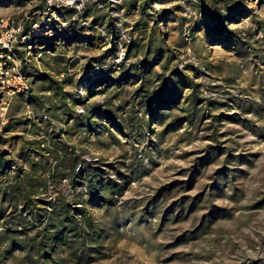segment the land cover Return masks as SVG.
Wrapping results in <instances>:
<instances>
[{
	"label": "rangeland",
	"instance_id": "374dc122",
	"mask_svg": "<svg viewBox=\"0 0 264 264\" xmlns=\"http://www.w3.org/2000/svg\"><path fill=\"white\" fill-rule=\"evenodd\" d=\"M0 264H264V0H0Z\"/></svg>",
	"mask_w": 264,
	"mask_h": 264
},
{
	"label": "built area",
	"instance_id": "2783aa9c",
	"mask_svg": "<svg viewBox=\"0 0 264 264\" xmlns=\"http://www.w3.org/2000/svg\"><path fill=\"white\" fill-rule=\"evenodd\" d=\"M6 21H0V91L6 96L25 93L28 91L26 74H23V61L17 51L13 49V42L16 39L17 29Z\"/></svg>",
	"mask_w": 264,
	"mask_h": 264
},
{
	"label": "trees",
	"instance_id": "16d2710c",
	"mask_svg": "<svg viewBox=\"0 0 264 264\" xmlns=\"http://www.w3.org/2000/svg\"><path fill=\"white\" fill-rule=\"evenodd\" d=\"M22 72H23V74H25L24 71H23V69H22Z\"/></svg>",
	"mask_w": 264,
	"mask_h": 264
}]
</instances>
